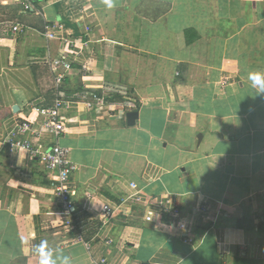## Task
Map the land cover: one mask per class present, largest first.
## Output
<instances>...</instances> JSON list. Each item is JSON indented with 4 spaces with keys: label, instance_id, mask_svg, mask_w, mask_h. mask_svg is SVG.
<instances>
[{
    "label": "crops",
    "instance_id": "crops-1",
    "mask_svg": "<svg viewBox=\"0 0 264 264\" xmlns=\"http://www.w3.org/2000/svg\"><path fill=\"white\" fill-rule=\"evenodd\" d=\"M32 1L0 0V264H39L42 241L71 264H264V94L248 79L264 73V0ZM59 24L55 39L42 33ZM62 37L85 43L56 136L35 107L54 105ZM90 91L105 103L87 106ZM17 142L69 150L72 214Z\"/></svg>",
    "mask_w": 264,
    "mask_h": 264
},
{
    "label": "built area",
    "instance_id": "built-area-1",
    "mask_svg": "<svg viewBox=\"0 0 264 264\" xmlns=\"http://www.w3.org/2000/svg\"><path fill=\"white\" fill-rule=\"evenodd\" d=\"M20 1L24 5V9L29 10H37L32 0H15ZM80 12L84 13V9H80ZM20 24H16L13 27V31H17L21 29ZM64 29L63 24L59 25H48L42 31L44 36L47 39H55L57 37V31ZM85 30L90 32L92 30L91 25H86ZM61 40L67 46L66 49H63L60 56L52 61L55 72V89H56V98L54 105L49 107H35L38 113L45 117V121L42 125V130L49 131L54 133L56 136L60 135L64 131H66V126L63 120L59 119L58 110L65 103V99L63 97L62 85L64 83V78L66 76V72L72 67V60L70 56L74 55V61H77L82 55L84 38H68L62 37ZM81 67L84 71H89L90 67L88 63L82 62ZM86 94L91 96L90 99H87L85 103L89 107L102 106L105 103V97L97 93L96 91H90ZM16 131L24 132L31 128L30 123L28 121H24L22 123H16ZM11 142V141H10ZM12 145L13 142H11ZM16 145L21 146L23 148L28 149L33 156L39 157L45 167L54 173L53 181H54V190L55 194L58 198L62 209L67 211L69 214L73 213V199H72V188H71V174L76 170V165L70 159L69 150L60 144H55L49 148H42L34 146L32 143H21L17 142ZM168 209V208H167ZM209 209L208 203L205 201L200 207L195 208L196 212L206 213ZM115 212V208L110 206L109 204H104L102 212L100 214V219L103 223H107ZM168 212L172 214H177L179 212L178 208L168 209ZM147 220H152L151 215L146 216ZM67 228L71 231H76L77 233L83 227V221L80 220L79 217H74L70 215L69 221L66 224ZM189 226L188 221L183 218L178 222V227L181 230H186ZM78 240L84 241L82 234L78 233ZM86 245L88 243L86 242ZM107 260L103 258L99 264H106Z\"/></svg>",
    "mask_w": 264,
    "mask_h": 264
},
{
    "label": "clouds",
    "instance_id": "clouds-1",
    "mask_svg": "<svg viewBox=\"0 0 264 264\" xmlns=\"http://www.w3.org/2000/svg\"><path fill=\"white\" fill-rule=\"evenodd\" d=\"M105 3L108 8L113 7L112 0H105ZM248 79L251 81V86L257 89L259 94H264V73L250 72ZM31 251L34 256L39 258V264H71L70 257H53L51 249H45L43 241L40 245L33 246Z\"/></svg>",
    "mask_w": 264,
    "mask_h": 264
},
{
    "label": "water",
    "instance_id": "water-1",
    "mask_svg": "<svg viewBox=\"0 0 264 264\" xmlns=\"http://www.w3.org/2000/svg\"><path fill=\"white\" fill-rule=\"evenodd\" d=\"M13 109H14V110H17V109H18V106L15 105V106L13 107ZM127 117H128V119H129V122H130V123H134V122H135V119L138 117V111H129V112L127 113Z\"/></svg>",
    "mask_w": 264,
    "mask_h": 264
}]
</instances>
